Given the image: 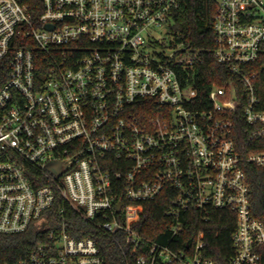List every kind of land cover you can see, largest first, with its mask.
Instances as JSON below:
<instances>
[{"label": "built area", "instance_id": "built-area-1", "mask_svg": "<svg viewBox=\"0 0 264 264\" xmlns=\"http://www.w3.org/2000/svg\"><path fill=\"white\" fill-rule=\"evenodd\" d=\"M180 7L0 0V235L40 238L3 264H105L93 238L68 232L67 207L123 241L136 264H219L202 237L177 251L136 229L145 204L166 192L171 240L186 211H230L228 264L260 263L264 221L245 168L264 170V0H216L213 55L240 87L213 86L202 109L187 85L197 53L154 50L164 43L152 30L172 25Z\"/></svg>", "mask_w": 264, "mask_h": 264}, {"label": "trees", "instance_id": "trees-1", "mask_svg": "<svg viewBox=\"0 0 264 264\" xmlns=\"http://www.w3.org/2000/svg\"><path fill=\"white\" fill-rule=\"evenodd\" d=\"M215 13L216 0H181V7L174 14L170 26L175 42L197 53V63L188 77L187 85L196 88L197 101L202 104L199 109L205 107L213 86L228 87L233 82L236 87H240V83L214 58ZM5 73L0 74V85L6 81ZM234 139L240 147L247 143L243 125H237ZM245 170L253 189L254 215L264 221V170L256 166L246 167ZM59 204L56 203L53 214ZM169 206L167 192L145 204L142 219L136 225L145 240L169 245L177 251H189L197 238L202 237L206 256L219 264H228L233 255L232 234L236 228L234 213L221 210H209L207 213L186 211L181 219L184 223L183 231L171 240L175 221L165 216ZM64 218L68 223V232L73 236H88L95 240L105 264H136L135 258L123 241L116 242L106 232L82 220L68 207ZM39 241V235L34 230L17 235H0V264L24 258ZM260 254L259 264H264V246Z\"/></svg>", "mask_w": 264, "mask_h": 264}, {"label": "rangeland", "instance_id": "rangeland-1", "mask_svg": "<svg viewBox=\"0 0 264 264\" xmlns=\"http://www.w3.org/2000/svg\"><path fill=\"white\" fill-rule=\"evenodd\" d=\"M170 26L166 25L161 29L156 28L152 30V35H154L157 40L162 41L164 43L163 47L155 46L154 50H156L157 52H161L162 49L164 50L163 52L166 55H170L175 51L179 52L181 55H184V53L187 54L189 51L186 50L185 46L183 44H177L175 42ZM49 169L56 175H60L61 173L60 165L57 163L50 164Z\"/></svg>", "mask_w": 264, "mask_h": 264}, {"label": "water", "instance_id": "water-1", "mask_svg": "<svg viewBox=\"0 0 264 264\" xmlns=\"http://www.w3.org/2000/svg\"><path fill=\"white\" fill-rule=\"evenodd\" d=\"M48 28H50V27H48ZM120 208H121V204L118 205V211L120 210Z\"/></svg>", "mask_w": 264, "mask_h": 264}]
</instances>
